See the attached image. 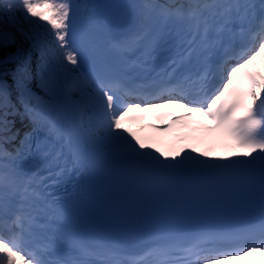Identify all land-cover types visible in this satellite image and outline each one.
I'll use <instances>...</instances> for the list:
<instances>
[{"label":"snow or ice","instance_id":"obj_1","mask_svg":"<svg viewBox=\"0 0 264 264\" xmlns=\"http://www.w3.org/2000/svg\"><path fill=\"white\" fill-rule=\"evenodd\" d=\"M111 7L134 11L122 23ZM0 20V264H244L264 258V72L254 67L264 53V0L118 6L0 0ZM219 53L222 62L210 67ZM191 59L199 65L194 75L181 71ZM33 80L47 99L32 91ZM10 92L22 112L9 109ZM149 118L157 124L147 131L156 135L126 127ZM217 142L230 155L198 152L196 145ZM114 160L130 181L161 193L142 204L149 226L82 235L76 210L54 191L68 176L93 184ZM208 177L226 178L237 191L258 186L259 216L242 215L234 200L214 197L218 185L207 184ZM40 217L49 228L62 222L60 239L76 259L49 258L58 241L39 242L36 229L46 226L38 224Z\"/></svg>","mask_w":264,"mask_h":264},{"label":"trees","instance_id":"obj_2","mask_svg":"<svg viewBox=\"0 0 264 264\" xmlns=\"http://www.w3.org/2000/svg\"><path fill=\"white\" fill-rule=\"evenodd\" d=\"M4 27H5V24L3 23L2 20H0V29H3ZM24 27L27 28V24H25ZM8 30H10V31H14L15 29L11 28V26L9 25V26H8ZM28 47H29V45L27 44V46H26L25 49H27ZM14 49H15V48H10V49H7L6 51L12 52V51H14ZM2 55H3V53L0 52V56H2ZM35 57H36V55H34V57H33V62H32V68H33V71H35V70H34V67H33L34 62H35ZM11 67H13V65H9V68H11ZM35 82H36V81L33 80V82H32L31 85H32V86H36V85H35ZM8 84H9V86L12 85V79H11V77L8 78Z\"/></svg>","mask_w":264,"mask_h":264},{"label":"rangeland","instance_id":"obj_3","mask_svg":"<svg viewBox=\"0 0 264 264\" xmlns=\"http://www.w3.org/2000/svg\"><path fill=\"white\" fill-rule=\"evenodd\" d=\"M26 45H27V44L25 43V46H26ZM35 58H36V57H35ZM35 65H36V61H35ZM35 68H36V67H34V70H35ZM20 105H21V104H20ZM21 106H22V105H21Z\"/></svg>","mask_w":264,"mask_h":264}]
</instances>
